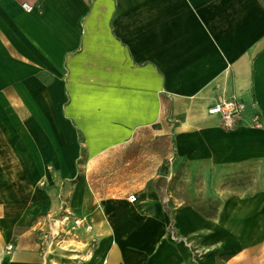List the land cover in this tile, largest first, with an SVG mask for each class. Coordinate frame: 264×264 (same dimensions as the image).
<instances>
[{"label":"crops","instance_id":"obj_1","mask_svg":"<svg viewBox=\"0 0 264 264\" xmlns=\"http://www.w3.org/2000/svg\"><path fill=\"white\" fill-rule=\"evenodd\" d=\"M65 218L66 264H264V0H0V264Z\"/></svg>","mask_w":264,"mask_h":264},{"label":"rangeland","instance_id":"obj_2","mask_svg":"<svg viewBox=\"0 0 264 264\" xmlns=\"http://www.w3.org/2000/svg\"><path fill=\"white\" fill-rule=\"evenodd\" d=\"M252 181H253V173L251 171V167H246V169H244V172H240V178L238 180L232 181V188L229 187V189L239 188L240 190H245L246 192H248L249 188L247 187L252 183ZM73 182H75V179L73 180ZM229 185L231 186V182L229 183ZM70 195H71V191H70ZM178 195H179L178 197H180L181 192H178ZM190 198L195 199L194 197H190ZM200 199L202 200H199L198 197L196 198L195 201L193 200L192 202L195 203V206L200 208L202 211H206L208 209L209 212L207 213H211L217 206L216 205L217 203L211 197L200 198ZM76 222L81 223L79 227L77 226ZM87 225L89 224H87L83 220H79L75 218H69V219L65 218L59 221L58 234H56L55 236L51 235L52 237L47 240V244H52L54 249H56L55 254L57 255L58 259H60L61 264H66L71 260H75V261L80 260V258L77 255L79 249H81L82 247L81 245L83 243L88 244L90 241H92V236H91L92 231L87 232L85 228ZM81 232L83 234H87L88 237L81 235Z\"/></svg>","mask_w":264,"mask_h":264},{"label":"built area","instance_id":"obj_3","mask_svg":"<svg viewBox=\"0 0 264 264\" xmlns=\"http://www.w3.org/2000/svg\"><path fill=\"white\" fill-rule=\"evenodd\" d=\"M28 12L31 10L30 7L27 5L22 6ZM245 110V105L241 102H238L233 99L225 100L220 104L214 105L212 108L208 110V114L211 116L220 117L223 127L231 129L234 128ZM252 124L259 125L258 118L255 117L252 119ZM127 200L130 204H135L137 202V197L135 194L127 195ZM77 226L79 227L81 223L76 222ZM87 232L91 231V226L87 225L86 227ZM11 246L7 248V251H11Z\"/></svg>","mask_w":264,"mask_h":264}]
</instances>
